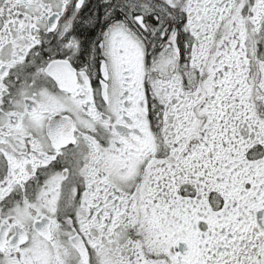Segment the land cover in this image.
<instances>
[{"label": "snow or ice", "instance_id": "6c2138e0", "mask_svg": "<svg viewBox=\"0 0 264 264\" xmlns=\"http://www.w3.org/2000/svg\"><path fill=\"white\" fill-rule=\"evenodd\" d=\"M0 264H264V0H0Z\"/></svg>", "mask_w": 264, "mask_h": 264}]
</instances>
